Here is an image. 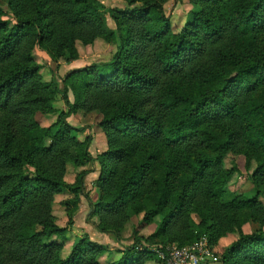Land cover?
Here are the masks:
<instances>
[{"label": "trees", "instance_id": "16d2710c", "mask_svg": "<svg viewBox=\"0 0 264 264\" xmlns=\"http://www.w3.org/2000/svg\"><path fill=\"white\" fill-rule=\"evenodd\" d=\"M6 1L7 9L0 5V264H146L153 258L147 247L133 245L101 263L103 249L87 235L62 255L58 239L67 229L55 222L54 197L67 189L76 205L84 174L68 185L65 165L94 162L100 195L92 214L99 226L121 228L130 209L142 211L143 223L161 217L152 236L179 246L203 234L215 243L224 227L238 235L223 251V264H264V229H240L245 211L264 216L257 196L205 203L224 197L236 167L222 161L235 149L246 155L257 193L264 194V49L256 46L264 41V0H190L195 8L179 29L165 13L166 0H125L110 8L97 0ZM96 38L115 47L109 60L72 70L61 87L42 82L33 49L71 62L78 58L76 39L90 44ZM58 92L66 111L38 126L34 115L52 112ZM93 110L102 114L107 144L96 155L91 136L80 141L77 133L85 129L67 121Z\"/></svg>", "mask_w": 264, "mask_h": 264}, {"label": "rangeland", "instance_id": "374dc122", "mask_svg": "<svg viewBox=\"0 0 264 264\" xmlns=\"http://www.w3.org/2000/svg\"><path fill=\"white\" fill-rule=\"evenodd\" d=\"M97 1L106 8L123 7L126 3L125 0ZM0 5L4 9H7L6 0L1 1ZM163 8L165 13L170 17L172 27L174 29H179L184 23L187 12L195 8V5H193L190 0H166L163 2ZM107 25L108 27L113 28V23L109 17H107ZM74 46L78 53V58L71 62H66L62 58L54 61L51 60L46 53L37 49L32 50L33 55L41 66L39 74L42 82L53 81L58 83L59 87H61V80L67 73L91 64L103 63L109 60L115 51V47L104 41L102 38H96L90 44H83L80 40L76 39L74 41ZM256 46L258 49L263 50L264 41L259 39ZM100 70L106 71L103 67H101ZM68 95L69 99L73 101L72 93L69 92ZM51 106L53 110L52 112H36L34 115L33 119L38 126L47 127L53 124L56 121L58 114L66 111L65 102L60 92L56 94ZM101 118L102 114L97 110H93L90 112L77 111L67 119L72 126L85 129L84 131L76 132L77 138L80 141L85 140L87 135L91 136L92 142L90 145V152L93 155L104 152L107 149L106 136L100 127ZM146 150L147 148L144 146V148H141V153L145 154ZM42 162L45 167L51 166L49 159L46 157H42ZM222 164L228 169L236 167V171L225 186L224 197L218 202L205 200V203L212 206H219V203L228 202L236 196H245L248 198L257 196L258 201L264 207V194L257 193L249 169L246 167L247 158L244 152L238 149L228 152L224 157ZM254 165L255 162L252 160V167ZM30 169L33 170V166H30ZM98 170L99 164L96 162L87 163L82 166H75L72 163H66L65 165L62 179L68 185L75 184L78 180V175L81 172L84 174L82 184L83 192L79 195L76 205L72 203V201L75 200L74 195L67 189L62 188L54 197L52 210L55 216V222L59 227L67 229L64 239H58V242L63 246V256H66L69 253L71 246L76 239L87 235L93 244L102 247L103 254L99 256V261L101 263H107L119 259L125 248L135 245L139 249L147 247L152 251L154 256L152 259L148 260L146 264H162L161 262L165 261L157 255V248L171 249L172 247H187L204 241L211 251L209 252V256H215L218 259L219 264H223L221 259L222 253L237 239L238 233L236 230L230 231L226 230L224 227L221 228L218 231L219 237L215 243L210 242L209 238L203 234L196 240L179 246L175 241L161 242L157 237L152 236L156 227L160 223L161 217L157 216L151 222L143 223V212H137L133 209L129 210L128 219L121 228H115L108 225L99 226L98 215L92 214V206L98 200L100 195V190L96 183ZM85 195H87V197ZM198 198H200V196ZM66 202L68 203L67 205L65 204ZM68 212L72 216L71 224L69 225L67 216ZM263 217L264 216H260L256 210L245 211V213L241 215L240 229L246 234L255 232L260 227L264 229ZM192 224L193 228L197 231L199 229L200 218L197 213L194 212L192 213ZM101 227H103V229ZM164 264H167V262Z\"/></svg>", "mask_w": 264, "mask_h": 264}, {"label": "built area", "instance_id": "2783aa9c", "mask_svg": "<svg viewBox=\"0 0 264 264\" xmlns=\"http://www.w3.org/2000/svg\"><path fill=\"white\" fill-rule=\"evenodd\" d=\"M209 252L211 251L204 241L187 247L156 250L157 255L167 264H219L215 256H209Z\"/></svg>", "mask_w": 264, "mask_h": 264}]
</instances>
